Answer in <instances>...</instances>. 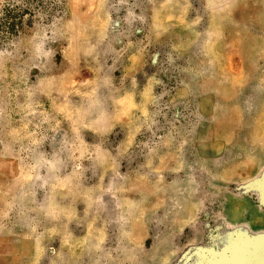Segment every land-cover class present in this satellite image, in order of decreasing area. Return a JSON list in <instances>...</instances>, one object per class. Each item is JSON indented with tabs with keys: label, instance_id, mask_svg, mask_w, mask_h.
<instances>
[{
	"label": "rangeland",
	"instance_id": "obj_1",
	"mask_svg": "<svg viewBox=\"0 0 264 264\" xmlns=\"http://www.w3.org/2000/svg\"><path fill=\"white\" fill-rule=\"evenodd\" d=\"M263 239L264 0H0V264Z\"/></svg>",
	"mask_w": 264,
	"mask_h": 264
},
{
	"label": "water",
	"instance_id": "obj_2",
	"mask_svg": "<svg viewBox=\"0 0 264 264\" xmlns=\"http://www.w3.org/2000/svg\"><path fill=\"white\" fill-rule=\"evenodd\" d=\"M262 241H260L259 243H261ZM257 243H258V241H257ZM262 243H264V239H263V242Z\"/></svg>",
	"mask_w": 264,
	"mask_h": 264
}]
</instances>
